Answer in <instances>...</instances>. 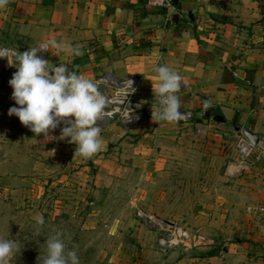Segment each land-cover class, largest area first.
Returning a JSON list of instances; mask_svg holds the SVG:
<instances>
[{
    "label": "crops",
    "instance_id": "0c3cea01",
    "mask_svg": "<svg viewBox=\"0 0 264 264\" xmlns=\"http://www.w3.org/2000/svg\"><path fill=\"white\" fill-rule=\"evenodd\" d=\"M172 1L167 10L150 7L146 0H10L0 10V50L22 54L56 39L79 45L82 55H53L57 50L52 49L38 56L54 66L67 65L107 94L113 87L107 79L135 78L132 100L145 106L146 120L130 129L114 120L98 121L104 141L98 153L113 157L100 155L95 163L119 170V148L129 146L134 135L143 175L185 166L201 151L206 162L197 183L205 209L198 215L202 231L214 227L209 231L216 239L207 238L201 256L188 264H264V211L246 210L264 209V0ZM6 64L7 58H0V106L7 95V105L15 107L13 89L4 87ZM160 65L182 77L177 95L189 119L152 121L154 68ZM215 115L225 122H214ZM244 131L263 145L251 149L248 170L231 178L223 192V152ZM147 180L142 177V189Z\"/></svg>",
    "mask_w": 264,
    "mask_h": 264
},
{
    "label": "rangeland",
    "instance_id": "374dc122",
    "mask_svg": "<svg viewBox=\"0 0 264 264\" xmlns=\"http://www.w3.org/2000/svg\"><path fill=\"white\" fill-rule=\"evenodd\" d=\"M2 97L0 239L21 246L9 264H41L45 241L57 232L66 251L75 248L80 264H188L201 256L199 248L207 238L215 242L216 236L210 234L214 227L203 232L198 215L205 209L204 192L197 183L201 163L206 162L201 151L187 158L185 166H171V171L161 175L152 171L143 175L141 157L137 158L133 147L134 135L128 139L129 146H120L121 168L113 170L95 163L100 155L112 159L107 152L88 160L73 159L76 146L68 142L70 138L46 141L43 135L34 137L18 117L8 115L13 106L7 105V95ZM64 126L62 123L50 135L58 138ZM113 147L109 144L107 148ZM236 159V146L224 150L220 167V176L226 179L222 180L223 192L233 179L226 176V169ZM143 176L150 183L144 189ZM38 214L44 219L42 226L34 220ZM165 222L188 228L200 245L193 251L162 250L157 240Z\"/></svg>",
    "mask_w": 264,
    "mask_h": 264
},
{
    "label": "clouds",
    "instance_id": "9594fccd",
    "mask_svg": "<svg viewBox=\"0 0 264 264\" xmlns=\"http://www.w3.org/2000/svg\"><path fill=\"white\" fill-rule=\"evenodd\" d=\"M10 0H0V10L5 9ZM57 50L52 53L51 50ZM50 51L53 55L66 53L71 56L82 55L79 45L49 39L37 47H31L22 54L16 53L11 66L17 68L9 81L12 100L18 107H11L9 116L18 117L20 123L27 127L34 137L43 135L46 141L70 138L74 144V157L84 160L91 159L102 150L103 138L100 136L102 127L98 121H106L110 112L106 111L108 102L104 94L92 80L76 71H69L67 65H52L48 60L38 56L39 52ZM158 83L153 86L155 104L152 121L171 123L177 121L181 113L180 98L182 77L167 65L154 68ZM54 73V75L50 74ZM153 85V84H152ZM131 88V81H128ZM129 114L124 117L127 121ZM61 135L53 137L50 132L59 125ZM37 226L44 224L41 215L34 217ZM45 253L41 264H80L77 251H66V245L61 239V233L49 236L45 241ZM21 251L18 242L10 239H0V264H9L16 252Z\"/></svg>",
    "mask_w": 264,
    "mask_h": 264
},
{
    "label": "built area",
    "instance_id": "2783aa9c",
    "mask_svg": "<svg viewBox=\"0 0 264 264\" xmlns=\"http://www.w3.org/2000/svg\"><path fill=\"white\" fill-rule=\"evenodd\" d=\"M146 4L156 9L168 10L173 8L172 0H146ZM14 56L15 54L11 55L4 49L0 50V58H7V64L4 66V87L6 89H11L9 81L14 74L13 66H11L13 60L16 59ZM128 81H131V88L128 86ZM136 82L137 81L135 78H126L120 81L107 79V83L113 86L112 92L110 94H107L103 88L98 87L108 102L106 111L110 112L111 114L107 118L109 120H116L120 125L126 127L127 129L134 128L146 120L142 113L143 110L146 109L145 106L132 100ZM127 108L130 110V117L127 121H123L124 117L129 114ZM190 116V113H181L180 118ZM249 136H253L254 140H251ZM242 144H245L246 148L242 147ZM235 146L237 150V159L234 163L229 164L226 169V176L228 178L240 176L243 172L248 170L249 164L247 159L249 157V153L253 147L260 145L258 144V141L254 135L244 131L242 135L237 138ZM260 147L264 153V145ZM246 210L248 213H253L254 211H264L262 207L255 209L251 206L247 207ZM161 231L162 233L157 240V244L164 251H169L176 248L185 251L192 250L197 248L201 243V241L196 240L195 233L186 227L177 226L174 223L173 225L167 223L166 227L162 228Z\"/></svg>",
    "mask_w": 264,
    "mask_h": 264
},
{
    "label": "water",
    "instance_id": "95a60500",
    "mask_svg": "<svg viewBox=\"0 0 264 264\" xmlns=\"http://www.w3.org/2000/svg\"><path fill=\"white\" fill-rule=\"evenodd\" d=\"M205 116L209 118V116H210L209 111H206L205 112ZM212 120L214 122H216V123H224L225 122L224 119H223V117L221 115H215V116H213L212 117ZM256 140L258 141L257 137H256ZM258 143H259V145H263V142L262 141H258ZM165 223L166 224L168 223V224L173 225V223H169V222H165Z\"/></svg>",
    "mask_w": 264,
    "mask_h": 264
},
{
    "label": "bare ground",
    "instance_id": "6f19581e",
    "mask_svg": "<svg viewBox=\"0 0 264 264\" xmlns=\"http://www.w3.org/2000/svg\"><path fill=\"white\" fill-rule=\"evenodd\" d=\"M249 138H250L251 140H254V137H253V136H249ZM242 147L246 148V145H245V144H242Z\"/></svg>",
    "mask_w": 264,
    "mask_h": 264
},
{
    "label": "trees",
    "instance_id": "16d2710c",
    "mask_svg": "<svg viewBox=\"0 0 264 264\" xmlns=\"http://www.w3.org/2000/svg\"><path fill=\"white\" fill-rule=\"evenodd\" d=\"M226 79V78H225Z\"/></svg>",
    "mask_w": 264,
    "mask_h": 264
}]
</instances>
